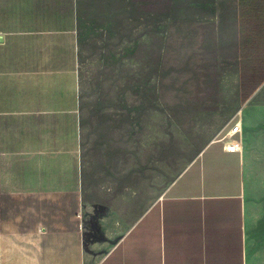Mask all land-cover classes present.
Segmentation results:
<instances>
[{"label": "crops", "instance_id": "0c3cea01", "mask_svg": "<svg viewBox=\"0 0 264 264\" xmlns=\"http://www.w3.org/2000/svg\"><path fill=\"white\" fill-rule=\"evenodd\" d=\"M232 3L243 102L264 84V0ZM78 26L76 0H0V264H246L242 151L223 141L89 248L108 219L82 181Z\"/></svg>", "mask_w": 264, "mask_h": 264}, {"label": "rangeland", "instance_id": "374dc122", "mask_svg": "<svg viewBox=\"0 0 264 264\" xmlns=\"http://www.w3.org/2000/svg\"><path fill=\"white\" fill-rule=\"evenodd\" d=\"M76 1L82 181L108 219L89 248L240 120L246 264H264V84L241 101L232 0Z\"/></svg>", "mask_w": 264, "mask_h": 264}, {"label": "built area", "instance_id": "2783aa9c", "mask_svg": "<svg viewBox=\"0 0 264 264\" xmlns=\"http://www.w3.org/2000/svg\"><path fill=\"white\" fill-rule=\"evenodd\" d=\"M241 122L240 120H236L223 134V136L220 137L217 141H223L225 151L229 153H237L242 151V145H241ZM237 137L236 142H229L231 139H234Z\"/></svg>", "mask_w": 264, "mask_h": 264}, {"label": "trees", "instance_id": "16d2710c", "mask_svg": "<svg viewBox=\"0 0 264 264\" xmlns=\"http://www.w3.org/2000/svg\"><path fill=\"white\" fill-rule=\"evenodd\" d=\"M264 82V78L261 80V81H259V83H258V85L251 91V93L253 92V91H255L262 83ZM251 93H250V95H251ZM248 98H246L243 102H245L246 100H247Z\"/></svg>", "mask_w": 264, "mask_h": 264}, {"label": "bare ground", "instance_id": "6f19581e", "mask_svg": "<svg viewBox=\"0 0 264 264\" xmlns=\"http://www.w3.org/2000/svg\"><path fill=\"white\" fill-rule=\"evenodd\" d=\"M262 87V86H261ZM242 147H243V145H242Z\"/></svg>", "mask_w": 264, "mask_h": 264}, {"label": "water", "instance_id": "95a60500", "mask_svg": "<svg viewBox=\"0 0 264 264\" xmlns=\"http://www.w3.org/2000/svg\"><path fill=\"white\" fill-rule=\"evenodd\" d=\"M0 41H2V40L0 39Z\"/></svg>", "mask_w": 264, "mask_h": 264}]
</instances>
